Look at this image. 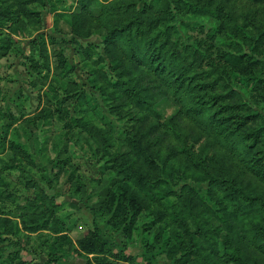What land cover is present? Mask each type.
<instances>
[{"label":"rangeland","instance_id":"obj_1","mask_svg":"<svg viewBox=\"0 0 264 264\" xmlns=\"http://www.w3.org/2000/svg\"><path fill=\"white\" fill-rule=\"evenodd\" d=\"M263 121L264 0H0V264H264Z\"/></svg>","mask_w":264,"mask_h":264},{"label":"trees","instance_id":"obj_2","mask_svg":"<svg viewBox=\"0 0 264 264\" xmlns=\"http://www.w3.org/2000/svg\"><path fill=\"white\" fill-rule=\"evenodd\" d=\"M154 68H158V66H154ZM163 79L166 81L167 85L169 88L172 89V91H176L177 88L179 87L180 84H177V81H181V80H177L176 76H171L170 73L165 72L164 75L162 76ZM116 83L120 84L123 87V91L127 94V96H129L131 99H133L136 103L140 104L142 103L140 100V94H139V90L137 91L134 87H131L129 85H126L125 82H121V81H116ZM195 113L200 115L203 114L204 112V108L202 105L198 104L195 106L194 108ZM218 123V121H217ZM221 127V129H224L225 127L223 126V123H218V127ZM264 130V121L261 123V125L256 129V131H254V136L256 137L258 135V133ZM178 136V135H177ZM190 162H193L195 164L201 165V162L194 156H192L189 153L188 159ZM250 169L253 171V173L260 178L261 181L264 182V162L259 163L257 160L253 161L250 164ZM215 180V179H214ZM220 180V179H218ZM228 184L230 186V188H232L233 185V181L232 180H228ZM240 196L242 197V199L245 201V206H251L253 201H262L259 197H253L248 195L245 191L240 190ZM233 257H230L229 259H231L232 261L236 262L237 264H246L245 261H243L239 256L232 254ZM127 257V256H126Z\"/></svg>","mask_w":264,"mask_h":264}]
</instances>
